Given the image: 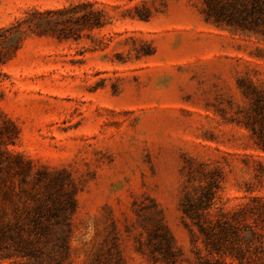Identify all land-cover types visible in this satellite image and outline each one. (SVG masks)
Wrapping results in <instances>:
<instances>
[{
  "label": "rangeland",
  "instance_id": "obj_1",
  "mask_svg": "<svg viewBox=\"0 0 264 264\" xmlns=\"http://www.w3.org/2000/svg\"><path fill=\"white\" fill-rule=\"evenodd\" d=\"M230 1L0 0V28L30 9L104 14L101 28L30 37L0 65V109L19 132L9 149L62 172L75 200L37 261L0 264H198L184 191L215 179L211 212L226 210L264 161L243 125V91L264 90V40Z\"/></svg>",
  "mask_w": 264,
  "mask_h": 264
},
{
  "label": "trees",
  "instance_id": "obj_2",
  "mask_svg": "<svg viewBox=\"0 0 264 264\" xmlns=\"http://www.w3.org/2000/svg\"><path fill=\"white\" fill-rule=\"evenodd\" d=\"M227 7L235 11L232 17L239 19L244 28L264 40V0H232ZM103 16L102 10L88 3L27 10L0 28V65L13 59L30 37L53 35L60 30L59 25L74 20L88 30L101 28ZM247 88L243 95L250 102L243 125L255 150L264 154V90ZM18 136L16 125L0 109V260L21 257L37 261L43 252L37 243L41 237H48L53 223L68 217L75 200L61 178L62 172L53 174L46 167L38 168L9 149ZM252 161L256 165L252 181L241 190V201L226 210L211 212L218 188L215 179L184 191L180 212L190 233L196 263L264 264V195L258 194L264 188V161ZM163 254L171 256L170 244H166Z\"/></svg>",
  "mask_w": 264,
  "mask_h": 264
}]
</instances>
